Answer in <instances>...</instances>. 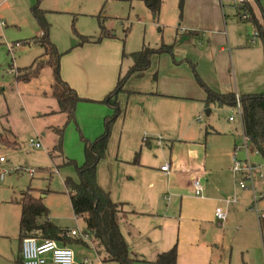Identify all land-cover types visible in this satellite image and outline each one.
I'll list each match as a JSON object with an SVG mask.
<instances>
[{"label":"crops","instance_id":"obj_1","mask_svg":"<svg viewBox=\"0 0 264 264\" xmlns=\"http://www.w3.org/2000/svg\"><path fill=\"white\" fill-rule=\"evenodd\" d=\"M221 1L185 0L187 13L182 19L179 33L192 29L199 31L198 34L188 37L179 35L177 41L185 45V49L172 48V55L152 54L149 66L141 77L130 75L126 79V92L118 95L119 112L111 124L105 156L96 163L98 185L109 193L113 201L125 203L128 211L126 223L120 225V230L130 249L142 260H151L150 257L175 245L179 263L207 264L212 246L203 236L211 227L209 225L215 223V207L223 204L228 211L226 221L220 227L221 233H224V227L255 233L258 230L260 241L245 248L246 259L248 264H264L260 215L257 217V226L254 227L252 223L249 225V221L244 226L242 220L250 213L246 207L248 197L242 192H231L230 161L236 144H233L232 151L226 144L222 145L220 153L217 152L221 133L209 130L207 126L202 128V123L199 124L195 119L202 108L209 111L210 106L204 102L205 91L197 82L195 74L218 93L234 92L235 88V93L239 95L243 94L239 90L246 86L241 84L240 87L238 84L235 87L239 79L237 76L244 67L240 64L238 46H234L233 52L226 47L229 38L224 26ZM83 45L89 47H74L71 61L66 60L63 70L59 65V74L77 95L94 100L78 102L75 108L81 133L94 138L104 130V117L113 111L112 107L100 100L114 86V75L117 67L116 76L120 73L121 60L116 44L111 43L108 48L111 52H106L102 58L107 68L88 71L84 66L95 59L90 49L97 51L98 48L92 47V43ZM209 66L213 70L211 75ZM11 67L16 73L17 69L24 66ZM18 72L21 73V70ZM49 94L51 96V90ZM86 110L91 113L88 126L84 127L82 125L88 120ZM56 113H60L57 101L43 112L44 116ZM63 118H66L64 114ZM52 125H49L50 128ZM164 164L168 165L166 171L160 169ZM194 178L199 179L202 185V194L199 196L194 194L191 186ZM209 181L212 190L226 193L234 201L226 204L225 200L211 197ZM235 185L240 188L237 182ZM247 188L250 186L241 189ZM54 196H58L56 203H53ZM58 203L61 204V210L58 209ZM45 206L49 220L53 219L58 226L66 227L69 234L71 231L79 234L81 224L72 211L68 195L47 194ZM230 215V220H236V224L227 221ZM66 223L74 226L67 227ZM68 246L73 250L77 264H83L85 259L90 261L85 264H93V260L104 264L91 244L74 243Z\"/></svg>","mask_w":264,"mask_h":264},{"label":"rangeland","instance_id":"obj_2","mask_svg":"<svg viewBox=\"0 0 264 264\" xmlns=\"http://www.w3.org/2000/svg\"><path fill=\"white\" fill-rule=\"evenodd\" d=\"M36 1L0 0V176H2L0 178V264H15L18 257L20 207L15 201L19 199L21 193L28 188H33L35 191L33 192L37 197L42 198L45 205L47 194L65 193L63 180L66 177L78 179L74 165H66V159H73L78 164L84 160L81 140L83 134L78 125L79 115L77 117L76 109L75 120L67 123L61 112L53 116L43 114L50 109L52 104H56L54 98L49 96V83L53 80L52 68L49 65L43 66L39 75L25 82L17 80L16 73L11 70V66L25 67L42 53L39 46H31L33 47L31 48L26 44L15 45L40 33L39 25L30 10ZM221 2L224 26L229 38V45L226 47L233 52L234 46H238L240 64L244 67L242 73L237 76L239 79L235 87H238V84L240 87L241 84H245V88L239 90V93L243 94L262 92L264 91V37L255 32V27L249 18L244 20L238 16V12L242 13L243 9L236 1L222 0ZM247 2L252 7L258 23L261 24V29H264V0H247ZM184 5L185 0L182 2L181 0H162L158 15L153 16L144 2L140 0L130 2L124 0H39V7L45 11L44 17L49 24V40L62 54L59 60L61 70L67 63V59L71 61L72 49L80 46L87 48L89 46L83 44L88 43L94 44L92 47L98 49L97 51L90 49L91 54H95V59L84 66L86 70L101 71L107 68L102 58L106 52H111L108 48L111 43H114L121 60L120 73H125L131 65V58L127 54L144 46L155 48L161 44H172L174 50L185 49L183 47L185 45L177 41L182 19L187 13L186 5ZM102 30L108 31L110 37H101L98 42L78 43L79 35L94 40L100 36ZM66 54L69 56H65ZM41 57L47 58L46 55ZM118 70L119 67L114 75L115 84ZM209 72L210 75L213 73L211 66H209ZM240 78H243L242 83ZM233 89L235 92V88ZM123 92L126 91H121L118 95ZM208 108L209 113H205L202 108L199 117L195 119L199 124L202 123V128L207 126L209 130H217L221 133L219 134L221 135L219 136L220 142L216 146L217 152L220 153L222 145L226 144L232 151L233 144H236L237 158L252 168L253 190L237 188L235 183L241 180L239 174L234 176L231 172L230 183L232 194L233 191L242 192L248 197L246 207L250 213L242 220L243 225L245 226L246 221H249V225L252 223L255 227L257 217L264 213V157L257 152L250 151L242 134L241 118L237 114L236 105L215 104ZM86 111L88 120L82 125L84 127L88 126L91 113L90 110ZM230 117L232 119H229ZM49 125H52V128ZM55 127L62 129L60 138L62 156L55 152L51 157L49 151L59 141V134L54 130ZM52 135L54 143H52ZM83 136L88 140H93L91 137ZM2 138L16 140L19 146L15 148L7 146L2 142ZM30 139L39 141L40 146L29 145ZM245 184L250 186L249 181H245ZM208 185L211 189L210 181ZM47 189L52 191L47 192ZM210 196L220 200L229 197L226 193L212 189ZM57 197H53V203H56ZM59 204L58 209L61 210ZM219 206L227 213L228 209L223 204ZM231 216L227 218V221L236 224V220H230ZM51 221L56 222L53 219ZM66 226L73 227L74 224L66 223ZM209 226L213 229L208 228L203 236L204 240L212 246V254L207 264H248L245 248L260 241L258 230L255 233L245 229L236 230L224 227L225 231L222 234V229L214 222ZM46 263H49L48 258ZM92 263L99 264L97 260H93ZM104 264L116 263L105 262ZM133 264L154 263L138 260Z\"/></svg>","mask_w":264,"mask_h":264},{"label":"trees","instance_id":"obj_3","mask_svg":"<svg viewBox=\"0 0 264 264\" xmlns=\"http://www.w3.org/2000/svg\"><path fill=\"white\" fill-rule=\"evenodd\" d=\"M124 1L130 2L132 0ZM140 1L144 2L153 16L158 15L162 0ZM240 7L247 12V19L249 18L252 21L255 32L264 37V29H261V24L258 23L248 2L240 5ZM30 10L39 25L40 33L24 39L20 43H15V45L39 46L42 49V53L35 57L30 65L22 67L23 69H17L16 78L28 81L32 77H36L43 66L49 65L52 68L53 75V81L50 85L51 96L57 101L58 111L65 114L66 123L74 121L77 103L92 102L94 100L80 97L74 89L62 80L59 74V60L62 54L57 51L55 45L49 40V24L44 17L45 11L39 7V0L36 1ZM198 32L197 30L186 29L181 31L179 35L188 37L197 35ZM104 36L110 37V33L102 30L100 36L94 40L87 36L79 35L78 43L98 42ZM172 48V44H161L155 48L144 46L135 52L127 54L131 58V65L125 73L118 74L115 86L100 100L113 108L112 114L104 118V132L94 137L93 140H88L81 135L84 154V160L81 164H78L73 159H66L65 164H73L78 173L77 180L66 177L63 180V188L69 197L73 213L80 221L81 229L79 234H69V230L49 220L47 218L48 209L44 205L42 198L37 197L34 193L33 188L25 190L21 193L19 199L15 201L20 207L18 221L19 247L15 264H23L21 241L25 237H34L38 240L52 239L61 246H68V244L74 243L88 245L89 243L103 263L133 264L134 261L142 260L130 249L120 230V225L126 223L128 211L125 209V203L113 201L109 193L98 185L95 168L96 163L105 156L111 124L119 112L117 95L121 91H126L124 90L126 79L130 75L141 76L148 68L152 54L169 53L172 55ZM42 55H46L47 58L43 59ZM18 70H23V72L19 73L20 71L18 72ZM195 77L205 91L204 102L207 105H236L237 114L239 107L240 115H238L241 118L243 137L251 151L257 152L261 157H264V91L239 95L235 92L218 93L204 84L196 74ZM153 78H155V75H153ZM54 130L59 134V141L49 151V154L53 157V154L57 152L62 156L60 142L62 129L55 127ZM1 140L7 146L14 148L19 146L16 140L3 138ZM51 191L47 189V192ZM42 193L44 192L42 191ZM259 219L262 239H264V214H261ZM142 261L153 262L154 264H182L177 261L175 245L166 251L155 254L151 260Z\"/></svg>","mask_w":264,"mask_h":264},{"label":"built area","instance_id":"obj_4","mask_svg":"<svg viewBox=\"0 0 264 264\" xmlns=\"http://www.w3.org/2000/svg\"><path fill=\"white\" fill-rule=\"evenodd\" d=\"M239 5H243L247 0H234ZM241 19H247L248 14L246 11L239 13ZM256 34V33H255ZM238 114L240 115V109L238 107ZM229 119H232L231 117ZM29 145L39 147V141H33L32 139L28 142ZM168 165L164 164L160 167L161 170L166 171ZM231 170L234 174H239L241 180L237 181V185L240 188H245V181H249L250 188L253 190V181H252V168L246 165L244 162L239 160L235 154L231 159ZM2 176H0L1 178ZM191 186L193 188L195 195L202 194V185L199 179L194 178L191 181ZM234 201L233 197L225 199V203L228 204ZM253 209V208H251ZM256 211V208H254ZM214 220L215 224L218 227H222L226 221V210H223L220 206L215 207L214 209ZM75 231H71V234H74ZM21 253L23 264H45L46 259H49L50 264H77L74 261L73 250L69 246H61L55 240L44 239L38 240L34 237H25L21 241ZM45 255H49L46 257ZM87 260L83 261L85 264Z\"/></svg>","mask_w":264,"mask_h":264},{"label":"water","instance_id":"obj_5","mask_svg":"<svg viewBox=\"0 0 264 264\" xmlns=\"http://www.w3.org/2000/svg\"><path fill=\"white\" fill-rule=\"evenodd\" d=\"M208 112H209L208 109H206V110H205V113H208Z\"/></svg>","mask_w":264,"mask_h":264}]
</instances>
